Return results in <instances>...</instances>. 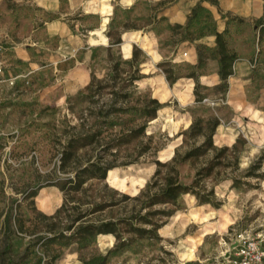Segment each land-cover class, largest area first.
<instances>
[{"label":"rangeland","instance_id":"rangeland-1","mask_svg":"<svg viewBox=\"0 0 264 264\" xmlns=\"http://www.w3.org/2000/svg\"><path fill=\"white\" fill-rule=\"evenodd\" d=\"M200 1L207 11L189 26L192 6ZM104 8L99 0H0V29L10 37L4 54L11 70V77L0 85V264L10 258L14 259L12 264H31L39 259L40 251L35 249L27 261H19L28 240L17 236L12 239L11 252L1 253L5 246L4 214L20 202L24 218L33 217L17 192L43 181L58 160L65 131L73 132L82 111L101 106L105 100H85V85L76 78L89 72L102 79L111 72L108 49L90 46L89 30L102 31V24H106L104 33L124 31L122 43L138 40L139 48L151 51L153 58L141 49L148 58L140 65L146 77L135 83L134 95L155 97L164 104L158 117L148 123L145 135L122 153L120 160L133 163L108 173L109 186L138 194L155 173L156 160L168 161L176 149L183 152L192 145L193 141L184 143L182 133L197 118L220 119L214 136L217 146H232L239 135L247 140L239 154V170L229 168L216 186V196L223 203L219 208L201 204L187 194L159 231L160 239L137 240L111 253L107 264H229L243 238H264V179H246L249 185L232 186L233 177L243 176L264 154V35L260 36L258 22L260 17L264 19V0H218V5L210 0H137L131 8L117 5L110 21L101 18ZM91 10L103 11L93 14ZM225 29L241 67L237 77L221 87L215 35L216 30ZM151 32L156 34L154 46L147 37ZM199 48L204 58L200 68ZM153 49L163 59L157 62L161 57ZM112 54L114 62L131 58L124 56L121 45L114 46ZM191 56L197 57L196 63ZM160 62H170L182 78L168 87L158 67ZM190 74L197 78L190 79ZM196 83L201 100L194 93ZM117 120L130 125L142 122L131 115H120ZM119 129L117 125L115 130ZM140 148L146 151L137 156ZM212 156L213 152L207 158ZM179 169L181 180L189 183L194 167L185 163ZM62 202L57 188L46 187L38 205L51 208L48 213H53ZM114 244V236L100 235L83 249L77 245L63 248L54 264H85L84 260L93 254H106Z\"/></svg>","mask_w":264,"mask_h":264},{"label":"trees","instance_id":"trees-1","mask_svg":"<svg viewBox=\"0 0 264 264\" xmlns=\"http://www.w3.org/2000/svg\"><path fill=\"white\" fill-rule=\"evenodd\" d=\"M218 5V0H210ZM207 11L202 1L196 3L188 17V25L197 22ZM263 18L260 36L264 35ZM128 28V27H127ZM110 38L108 60L111 72L102 79L91 74L82 93L84 99L92 103L105 98L101 106H90L82 111L79 125L72 126L73 132L65 131V141L61 144L58 160L52 170L43 176V181L22 188L21 202H27L33 217L25 219L19 212L20 202L10 206L4 214L3 233L5 246L2 254L12 250L14 236L27 239L28 243L19 256V261H27L35 249L40 251L39 259L31 264H54L65 247L77 245L83 249L100 236H114L115 244L106 254H93L84 260L85 264H107L108 256L130 247L135 241L161 238L159 231L179 210L181 197L194 195L201 204L219 208L223 203L216 196V186L223 179V173L239 170V154L247 140L239 135L232 146H217L214 136L220 119L212 117L204 121L197 118L182 134L184 143L193 141L185 151L176 149L168 161L156 160V170L151 180L136 195L115 189L107 183L108 173L120 165L133 161L120 160L130 145L145 135L148 123L158 117L163 103L148 95L135 97V83L146 77L140 65L147 56L137 45L133 46L130 59L113 61L112 48L122 43V32L107 33ZM125 57L130 56V44L123 45ZM198 64H204L202 51L197 49ZM143 55V58L141 57ZM215 58L218 61L217 74L221 87L228 85L234 74V64L239 59L238 52L231 48L224 31L216 30ZM167 82L172 86L180 78L170 62H160ZM189 78H197L190 74ZM196 83L194 93L198 100L203 96ZM120 115H131L142 120L138 124L117 122ZM120 125L117 131L115 127ZM202 138L200 143L197 139ZM135 151V149H134ZM146 149L137 150L141 156ZM213 152L211 158L207 156ZM132 155V154H131ZM190 163L195 175L189 183L181 180L179 167ZM264 154L247 167L243 176H235L233 187L249 185L246 179H264L262 170ZM46 187H55L63 195L62 204L53 212L51 208H41L38 203L44 197ZM41 190V192H40ZM40 192V194H39ZM39 206L38 209L36 205ZM10 258L7 263L12 264Z\"/></svg>","mask_w":264,"mask_h":264},{"label":"crops","instance_id":"crops-1","mask_svg":"<svg viewBox=\"0 0 264 264\" xmlns=\"http://www.w3.org/2000/svg\"><path fill=\"white\" fill-rule=\"evenodd\" d=\"M92 0H87V2H90ZM100 1V5H103L105 6L106 8H104L105 12L104 13H101V11L103 10H91L90 13H101V18L102 20L104 19H109L110 21V15H111V11L117 6V5H124V7H128V8H131V6L136 3L137 0H121V1H118V0H99ZM115 2V3H114ZM133 3V4H132ZM197 2H194L193 5H196ZM194 6H192L193 8ZM108 24H110V22H107V26ZM104 27H106V24H102L101 26V30L102 31H95L94 29H90L89 30V33H90V36L89 38L91 39V44L90 46L91 47H97V46H102V48L104 49H108V47L110 46V38L108 37L107 33H104L105 29ZM144 30V29H143ZM125 32L123 31L122 32V38L124 39V36H125ZM143 34H145V31H143ZM143 36V35H142ZM148 39H149V42L152 43L153 41H155L156 39V34H154L153 32L149 33V35L147 36ZM139 41L142 42V39L139 38ZM125 43H128L130 44V56H132V53H133V46L134 45H139L138 43V40H132V41H126ZM124 42L121 43V48L123 47V45L125 44ZM119 45V46H120ZM152 45L154 46V43H152ZM154 48V47H153ZM141 49H143L145 51L146 54L149 55V57L151 56L153 58V54L151 53V51H149L147 48L141 46ZM154 53L156 52L161 58H159V60H156L157 62L160 61V59H163V57L161 56V54L159 53V51H157V49H153L152 50ZM237 51V50H236ZM129 56V57H130ZM196 59L197 57L196 56H191V60H192V63H196ZM84 64H87L86 61L82 62ZM81 63V64H82ZM89 64V63H88ZM241 63L239 62V59L235 62L234 64V74L232 76L229 77V81L232 79V78H236L237 77V69L239 67H241L240 65ZM164 78H165V75H163ZM77 78V82L80 84V85H86L87 83H89L90 79H91V74L89 72H84L83 74L79 75ZM192 79V78H190ZM178 82V81H177ZM176 82V83H177ZM175 83V84H176ZM166 84H168L167 86L170 87L171 85L166 81Z\"/></svg>","mask_w":264,"mask_h":264},{"label":"built area","instance_id":"built-area-1","mask_svg":"<svg viewBox=\"0 0 264 264\" xmlns=\"http://www.w3.org/2000/svg\"><path fill=\"white\" fill-rule=\"evenodd\" d=\"M9 35L0 29V85L11 77L4 51ZM187 56L188 52H184ZM229 264H264V238H243Z\"/></svg>","mask_w":264,"mask_h":264}]
</instances>
